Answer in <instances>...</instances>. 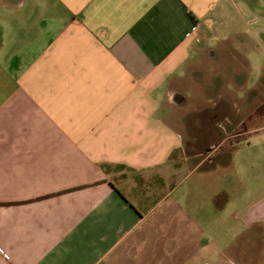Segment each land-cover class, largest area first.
<instances>
[{"label":"crops","instance_id":"0c3cea01","mask_svg":"<svg viewBox=\"0 0 264 264\" xmlns=\"http://www.w3.org/2000/svg\"><path fill=\"white\" fill-rule=\"evenodd\" d=\"M263 130L264 0H0V264H264Z\"/></svg>","mask_w":264,"mask_h":264},{"label":"rangeland","instance_id":"374dc122","mask_svg":"<svg viewBox=\"0 0 264 264\" xmlns=\"http://www.w3.org/2000/svg\"><path fill=\"white\" fill-rule=\"evenodd\" d=\"M206 66H207V69H206V70L209 72V70H208V68H209V62H208V61H207V63H206ZM204 89H205V88L203 87V90H204ZM240 131H241L240 129H239V130H235V132H233V133L230 134V135H233V134H234V136H235L236 134H240ZM263 134H264V130H263V131H260V132H258V133L253 134V136H256L257 138H258V137L262 138ZM251 136H252V135H251ZM239 137H241V136H238V137H236V136H235V137H232L230 140L233 142V141L237 140L236 138H239ZM246 145H248V143H245L244 146H246ZM213 165H215V166H213L212 168H214V167H216V168H223V166H221L220 163H218V162H215ZM212 168L209 167V164H208L207 162H203V164H202L200 170L206 171V170H209V169L212 170ZM220 175H222V176H220V177H216V176L214 175V177L218 178V179H217L218 181H217L216 187H217V188H223V189H225L226 187H228L226 181L229 180V177H227L225 173H224V175H223V174H220ZM218 176H219V175H218ZM207 191H210V189L207 188ZM220 212H221V210H219V213H220ZM229 212H230V210L227 209L223 214H220L219 216H220V217L223 216V217H225V218H229V217H230ZM218 227H219V228H222V229L224 230L225 225H221V224H219Z\"/></svg>","mask_w":264,"mask_h":264}]
</instances>
